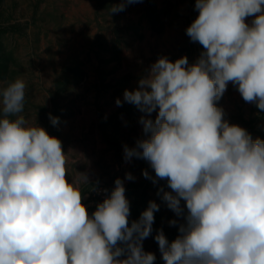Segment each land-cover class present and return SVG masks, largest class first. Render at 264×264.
Returning a JSON list of instances; mask_svg holds the SVG:
<instances>
[{"label": "clouds", "instance_id": "obj_1", "mask_svg": "<svg viewBox=\"0 0 264 264\" xmlns=\"http://www.w3.org/2000/svg\"><path fill=\"white\" fill-rule=\"evenodd\" d=\"M137 2L121 0L110 12ZM195 10L186 35L203 48L196 62L161 56L124 91L123 102L145 114L146 137L125 146L124 159L149 163L155 176L144 177L166 181L171 191L157 195L183 221L171 242L162 229L154 237L164 264H264V139L217 106L231 82L264 111V0H195ZM26 88L21 78L0 87V264H155L143 241L160 206L149 201L130 222L117 178L89 214L66 179L61 140L23 115ZM80 181L88 183L85 173Z\"/></svg>", "mask_w": 264, "mask_h": 264}, {"label": "rangeland", "instance_id": "obj_2", "mask_svg": "<svg viewBox=\"0 0 264 264\" xmlns=\"http://www.w3.org/2000/svg\"><path fill=\"white\" fill-rule=\"evenodd\" d=\"M119 3L0 0V87L17 78L26 82L23 115L61 140L66 179L78 185L89 214L110 195L117 178L123 180L130 202V222L139 219L149 201L160 206L143 248L155 254V264H164L154 237L162 229L171 242L183 221L157 195L161 187L171 191L166 181L153 184L144 177L145 170L155 176L149 163L124 159V147L134 148L146 137L140 123L145 114L123 102V95L138 87L161 56L173 62L186 56L189 64L196 62L203 48L190 40L186 28L198 11L195 0H139L110 12ZM217 106L230 124L264 139V111L245 102L231 82ZM49 114L59 118L57 125ZM80 173L87 175L88 183L80 181ZM126 173L134 179L127 180ZM174 219L177 225L169 223Z\"/></svg>", "mask_w": 264, "mask_h": 264}, {"label": "built area", "instance_id": "obj_3", "mask_svg": "<svg viewBox=\"0 0 264 264\" xmlns=\"http://www.w3.org/2000/svg\"><path fill=\"white\" fill-rule=\"evenodd\" d=\"M100 191L105 192V188H100Z\"/></svg>", "mask_w": 264, "mask_h": 264}]
</instances>
